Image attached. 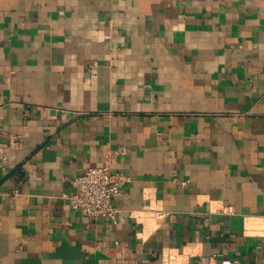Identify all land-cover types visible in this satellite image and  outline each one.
I'll return each mask as SVG.
<instances>
[{
    "label": "crops",
    "instance_id": "1",
    "mask_svg": "<svg viewBox=\"0 0 264 264\" xmlns=\"http://www.w3.org/2000/svg\"><path fill=\"white\" fill-rule=\"evenodd\" d=\"M0 129V264L262 263L264 0H0ZM121 148L118 221L73 209Z\"/></svg>",
    "mask_w": 264,
    "mask_h": 264
},
{
    "label": "built area",
    "instance_id": "2",
    "mask_svg": "<svg viewBox=\"0 0 264 264\" xmlns=\"http://www.w3.org/2000/svg\"><path fill=\"white\" fill-rule=\"evenodd\" d=\"M14 144V142L4 140L0 129V169H6L8 152ZM117 153L123 154L125 153V149L121 148L116 153H108L101 165L89 167L73 178L72 191L62 195L73 209L79 210L94 220L107 218L113 223L118 221L121 216V210L115 205V200L121 194L122 187L130 182V177L122 172L113 170L112 163ZM186 183L188 181H182V184ZM223 211L233 213L234 208L232 205H227ZM168 214V212L162 210L156 211L157 218ZM261 250V264H264V242L261 245ZM197 264H203V262L200 261ZM220 264L244 263L239 257H223L220 260Z\"/></svg>",
    "mask_w": 264,
    "mask_h": 264
}]
</instances>
